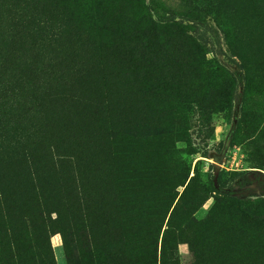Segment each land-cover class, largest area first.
Returning <instances> with one entry per match:
<instances>
[{
	"label": "rangeland",
	"instance_id": "374dc122",
	"mask_svg": "<svg viewBox=\"0 0 264 264\" xmlns=\"http://www.w3.org/2000/svg\"><path fill=\"white\" fill-rule=\"evenodd\" d=\"M0 264H264V0H0Z\"/></svg>",
	"mask_w": 264,
	"mask_h": 264
},
{
	"label": "trees",
	"instance_id": "16d2710c",
	"mask_svg": "<svg viewBox=\"0 0 264 264\" xmlns=\"http://www.w3.org/2000/svg\"><path fill=\"white\" fill-rule=\"evenodd\" d=\"M148 7V6H147ZM145 7V8H147ZM144 18V15L142 16ZM146 23L143 22V19H140V22L141 24L143 25V28L141 29V31H139L138 34H140V36H145L147 33H148V30H151L152 28V20H146L144 19ZM106 26L108 25L107 23L105 24ZM121 25H125V24H118L117 26H114V29L116 30H121ZM63 26L60 27V30L63 31ZM57 31V30H56ZM56 31H51V33L49 34V31H48V34H49V37L50 38H53V37H56ZM133 33V31L131 32ZM134 34H137L136 32H134ZM137 34V35H138ZM48 35L45 34V37H47ZM146 44V43H145ZM133 48V47H132ZM110 183L108 185V189L106 191V203L109 202L110 204H113L115 202V198H114V194H115V187L117 186V182H115V178H113V176L115 175V172H113V169L110 168ZM96 185L93 184L91 185L90 187V194H91V197L89 198V201H90V204H91V207L93 208V210L95 211V208H96ZM111 206V205H110ZM113 206V205H112Z\"/></svg>",
	"mask_w": 264,
	"mask_h": 264
}]
</instances>
